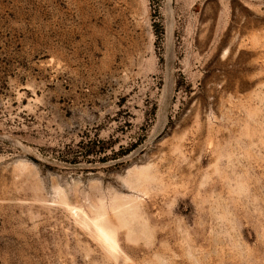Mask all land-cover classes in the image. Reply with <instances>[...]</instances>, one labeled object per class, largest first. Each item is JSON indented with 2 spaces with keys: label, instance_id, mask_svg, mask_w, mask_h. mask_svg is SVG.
Segmentation results:
<instances>
[{
  "label": "rangeland",
  "instance_id": "1",
  "mask_svg": "<svg viewBox=\"0 0 264 264\" xmlns=\"http://www.w3.org/2000/svg\"><path fill=\"white\" fill-rule=\"evenodd\" d=\"M0 264H264V0H0Z\"/></svg>",
  "mask_w": 264,
  "mask_h": 264
},
{
  "label": "bare ground",
  "instance_id": "2",
  "mask_svg": "<svg viewBox=\"0 0 264 264\" xmlns=\"http://www.w3.org/2000/svg\"><path fill=\"white\" fill-rule=\"evenodd\" d=\"M98 217H99V216H98ZM98 217H97V218H98ZM87 219H88V218H87ZM93 219H94V218H93ZM90 220H91V219H90ZM99 220H100V219H99ZM95 221H96V220H95ZM100 221H102V220H100ZM90 222H91V221H90ZM92 222H93V221H92ZM92 222H91V223H92ZM94 223H95V222H94ZM87 224H88V223H87ZM95 226H96V225H95ZM100 227H101V226H100ZM95 229H96V227H95ZM100 230H101V229H100ZM97 231H98V230H97ZM101 231H102V230H101ZM105 232H106V230H105ZM101 234L104 235L106 239H108L106 233H105V234H104V233H101ZM105 242H106V241H105ZM116 243H117V242H116ZM110 244H111V243H110ZM111 245H112V244H111Z\"/></svg>",
  "mask_w": 264,
  "mask_h": 264
}]
</instances>
